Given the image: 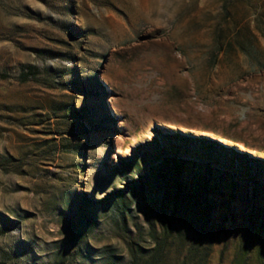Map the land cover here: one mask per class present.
I'll use <instances>...</instances> for the list:
<instances>
[{
  "label": "rangeland",
  "instance_id": "obj_1",
  "mask_svg": "<svg viewBox=\"0 0 264 264\" xmlns=\"http://www.w3.org/2000/svg\"><path fill=\"white\" fill-rule=\"evenodd\" d=\"M173 132L251 159L235 184ZM171 142L214 209L157 264H264V0H0V264H148L173 217L136 179Z\"/></svg>",
  "mask_w": 264,
  "mask_h": 264
},
{
  "label": "trees",
  "instance_id": "obj_2",
  "mask_svg": "<svg viewBox=\"0 0 264 264\" xmlns=\"http://www.w3.org/2000/svg\"><path fill=\"white\" fill-rule=\"evenodd\" d=\"M24 75V73H21V78L24 77ZM163 136L166 138L173 137L185 139L187 140L189 148L191 147L192 143L201 141L202 145H200L198 148H202V151L200 152L197 150L196 152L198 156H204L207 158V160L204 161L205 164L201 161L198 162V158L195 156H189L184 152H180L182 150H180L179 143L171 142V147H166L163 149L161 154L162 159L160 162L154 165L153 174H141L140 177L136 179L137 182L142 184L145 193L148 194V198L151 200L154 206L160 209V212H162L163 215L170 211L173 217V219L171 218L164 226L162 231L163 234L160 238L154 234V247L150 250L148 255V264H157L158 260H160L164 255L167 245L170 243L173 231L175 230L174 232L177 231V234L179 233L180 230H178V225H173L174 218L179 217L180 214L188 210L192 211L193 215L199 214L200 211H197L196 206L200 204L202 200H205L204 215L210 216L211 210L214 209L212 204L214 192L212 190V186L208 185L211 180L206 178V182L203 185L200 181L197 182V180H189L186 172L190 165L198 162V165L200 164L202 168H209V171H211L213 175H217L218 173L221 175H229L233 182L237 184V175L236 173H233L229 167L231 165L235 167L236 164L241 165V162L251 159L245 152L238 151L232 146H219L216 139L208 136L198 137L193 134L180 132L164 133ZM189 148H186V151H191ZM212 148H216L218 152L214 153ZM223 150L226 151L227 154H223ZM223 155H225V158ZM215 160H225L223 162L228 166H217L216 168L212 164V162ZM240 160L241 162L239 163ZM252 160L255 162H260V160L257 158ZM248 176H251L252 181L255 183L256 191L264 190V179L261 177H254V175L251 174H248ZM153 183H157L156 188L153 189L155 192L152 190ZM204 185L206 186L204 187ZM196 197L198 198L197 200H195ZM202 229L207 231V222L204 223ZM196 248L197 242L195 240V242L191 245L190 252H194ZM131 252L133 256L132 264H137V253L132 248ZM187 258L188 256L184 258L182 264H186Z\"/></svg>",
  "mask_w": 264,
  "mask_h": 264
}]
</instances>
